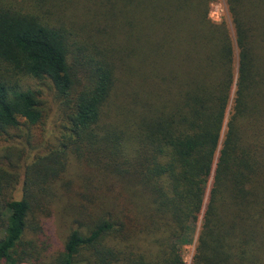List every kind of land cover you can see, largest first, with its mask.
I'll return each instance as SVG.
<instances>
[{
	"label": "trees",
	"instance_id": "trees-1",
	"mask_svg": "<svg viewBox=\"0 0 264 264\" xmlns=\"http://www.w3.org/2000/svg\"><path fill=\"white\" fill-rule=\"evenodd\" d=\"M215 1L0 0V129L42 121L22 77L49 79L68 123L0 200V264L40 256L68 148L95 191L43 264H185L190 243L191 264H264V0H224L232 31Z\"/></svg>",
	"mask_w": 264,
	"mask_h": 264
},
{
	"label": "rangeland",
	"instance_id": "rangeland-1",
	"mask_svg": "<svg viewBox=\"0 0 264 264\" xmlns=\"http://www.w3.org/2000/svg\"><path fill=\"white\" fill-rule=\"evenodd\" d=\"M75 1V4L80 7L87 5L85 3L88 2V0ZM208 15L214 22L226 21L232 31L224 0L212 2ZM77 74L82 80L79 73ZM19 86L22 89H31L38 94L44 106V115L41 123L36 126L20 125L5 131L0 129V170L4 174L1 202L23 196V183L28 165L39 156L46 155L57 148L68 125L64 118L67 107L60 104V98L49 79L22 77L19 80ZM128 89L127 81L122 78L119 90ZM116 99L119 100V97L117 96ZM70 150L68 148V160L65 159L64 168L59 172L58 177L48 181L55 196L51 201L49 212L41 217L38 216L35 220L40 222L41 231L28 235V238L33 239L38 246L37 251H40V256L34 258L32 264H43L51 255L62 250L71 228L78 226L76 222L77 216L80 215L77 214L78 208L88 204L89 195L95 191V183L86 180L83 174L88 172L85 162L78 160L76 155L69 154ZM194 247V243L184 246L185 264H191Z\"/></svg>",
	"mask_w": 264,
	"mask_h": 264
}]
</instances>
